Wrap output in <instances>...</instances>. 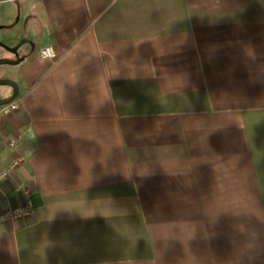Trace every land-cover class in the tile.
Segmentation results:
<instances>
[{"label":"crops","instance_id":"crops-1","mask_svg":"<svg viewBox=\"0 0 264 264\" xmlns=\"http://www.w3.org/2000/svg\"><path fill=\"white\" fill-rule=\"evenodd\" d=\"M18 58L0 264H264V0H0Z\"/></svg>","mask_w":264,"mask_h":264},{"label":"built area","instance_id":"built-area-1","mask_svg":"<svg viewBox=\"0 0 264 264\" xmlns=\"http://www.w3.org/2000/svg\"><path fill=\"white\" fill-rule=\"evenodd\" d=\"M41 50H42V54L45 57H48L49 59L55 58L57 56V53L53 49L52 45H47ZM17 108H18V104L16 103V100L0 105V120L3 118V116L16 110ZM28 212H29L28 209H17V210L9 211L7 214L11 216H21L22 214H25Z\"/></svg>","mask_w":264,"mask_h":264},{"label":"water","instance_id":"water-1","mask_svg":"<svg viewBox=\"0 0 264 264\" xmlns=\"http://www.w3.org/2000/svg\"><path fill=\"white\" fill-rule=\"evenodd\" d=\"M4 47L6 49H8L9 51H12V52H15V53L18 52V51H16L17 47H10V46H7V45H4ZM20 61H21V58H18L17 60L0 59V64H10L11 65L13 63H18ZM0 85H10L13 88L12 89L13 93L10 96L0 99V105L12 102L13 100H15L18 97V94H19V90L18 89L19 88H18L17 83L14 80H12V79H0Z\"/></svg>","mask_w":264,"mask_h":264},{"label":"rangeland","instance_id":"rangeland-1","mask_svg":"<svg viewBox=\"0 0 264 264\" xmlns=\"http://www.w3.org/2000/svg\"><path fill=\"white\" fill-rule=\"evenodd\" d=\"M13 66L14 65H10V64H2L1 67H0V79H12V76H13ZM2 68H5L6 70H10L9 73L7 74V76H4V72ZM12 70V71H11ZM0 88H4V86H1L0 85Z\"/></svg>","mask_w":264,"mask_h":264}]
</instances>
